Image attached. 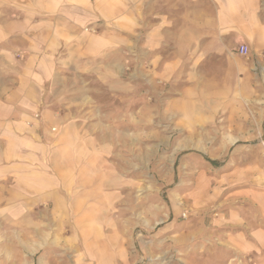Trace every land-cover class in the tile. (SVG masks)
<instances>
[{
	"label": "rangeland",
	"instance_id": "rangeland-1",
	"mask_svg": "<svg viewBox=\"0 0 264 264\" xmlns=\"http://www.w3.org/2000/svg\"><path fill=\"white\" fill-rule=\"evenodd\" d=\"M237 16L199 75L137 79L129 65L84 92L50 128L72 154L0 183V264L235 263L213 247L212 218L264 171V0Z\"/></svg>",
	"mask_w": 264,
	"mask_h": 264
},
{
	"label": "crops",
	"instance_id": "crops-1",
	"mask_svg": "<svg viewBox=\"0 0 264 264\" xmlns=\"http://www.w3.org/2000/svg\"><path fill=\"white\" fill-rule=\"evenodd\" d=\"M255 6L256 0L0 5V59L6 68L1 75L10 77L0 86V183L17 168L72 154L54 147L50 128L69 125L71 110L86 106L84 92L93 85L115 83L129 65L137 79L199 75L205 59L227 50L228 34L239 26L237 14L252 13ZM255 25L259 20L248 26ZM22 182L20 195L26 196L33 185ZM258 184L227 206L218 203L213 213L212 245L221 257L231 254L234 264H264V171Z\"/></svg>",
	"mask_w": 264,
	"mask_h": 264
},
{
	"label": "trees",
	"instance_id": "trees-1",
	"mask_svg": "<svg viewBox=\"0 0 264 264\" xmlns=\"http://www.w3.org/2000/svg\"><path fill=\"white\" fill-rule=\"evenodd\" d=\"M213 164H216V162L212 161Z\"/></svg>",
	"mask_w": 264,
	"mask_h": 264
},
{
	"label": "built area",
	"instance_id": "built-area-1",
	"mask_svg": "<svg viewBox=\"0 0 264 264\" xmlns=\"http://www.w3.org/2000/svg\"><path fill=\"white\" fill-rule=\"evenodd\" d=\"M242 49H244V48H242Z\"/></svg>",
	"mask_w": 264,
	"mask_h": 264
}]
</instances>
